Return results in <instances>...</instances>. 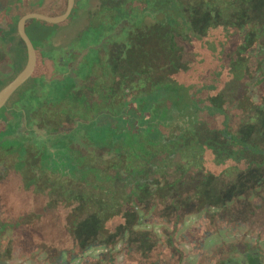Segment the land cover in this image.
<instances>
[{
    "label": "trees",
    "instance_id": "trees-1",
    "mask_svg": "<svg viewBox=\"0 0 264 264\" xmlns=\"http://www.w3.org/2000/svg\"><path fill=\"white\" fill-rule=\"evenodd\" d=\"M94 1L75 0L61 23L26 22L37 52L30 79L41 82L27 106L12 98L30 79L24 83L0 118V264L15 256L38 264L43 254L48 264H123L122 252L125 261L184 264L180 225L198 213L207 228L188 238L198 248L217 238L208 262L264 264V0ZM66 6L67 0H0V90L26 65L19 19L28 12L59 15ZM77 20L68 44L56 45L57 33ZM252 87L260 100L248 94ZM153 90L155 118L131 112L133 128L124 129L132 136L148 130L145 139L137 133L134 144L109 134L101 144L89 137L86 152L73 147L81 156L77 173L31 163V155L37 165L56 151L67 155L57 142L44 144L41 154L19 135L38 128L34 111L48 116L49 98L91 104L114 95L120 105L141 106ZM173 127L177 133L168 135ZM90 148L97 156L106 150L107 165L91 159ZM183 150L193 151V160L200 150L207 166L184 161ZM39 172L100 193L43 184Z\"/></svg>",
    "mask_w": 264,
    "mask_h": 264
},
{
    "label": "rangeland",
    "instance_id": "rangeland-1",
    "mask_svg": "<svg viewBox=\"0 0 264 264\" xmlns=\"http://www.w3.org/2000/svg\"><path fill=\"white\" fill-rule=\"evenodd\" d=\"M94 6L98 4V0H95L93 2ZM79 20L73 22L69 27L62 28L54 38V42L56 45H66L70 41L71 37L79 27L78 25ZM159 59L163 57H158ZM164 61H161V64L163 65ZM160 64V65H161ZM50 65H48L49 67ZM52 67V66H51ZM35 76V75H34ZM39 77L35 76L26 84H24L12 97L14 101H25V105L29 104V98L30 96L35 93V91L39 88ZM41 82V81H40ZM149 82L147 83V88L149 87ZM84 89V88H83ZM149 89V88H148ZM34 91V92H33ZM248 94L253 95V101H258L259 95L257 93V88L252 87L249 88ZM41 95L44 93L40 90L39 92ZM107 93V92H106ZM69 98V99H68ZM67 99L63 101V104L56 105L53 104L54 99L49 98V105L48 107V120L46 122L45 114L46 110H43L39 112L36 116L34 115V122L35 125L40 128V130L36 127H33L35 131H30L31 134L28 135L27 133L19 134L24 137H28L32 139L35 143L34 147H38L40 149V153L42 154L44 147V144L57 142L60 146H63V151L65 152L66 148V154H61L56 151V156H49L46 161L45 159L40 162L39 165L38 160L36 159L35 155H31V163H33L34 167H37V169L41 170H54L57 171L60 174L67 173V171L74 172L75 171V164L76 162H81V156L78 153L77 148L74 149V145L78 144L79 147L84 149L91 147L86 141L81 140L84 134L88 137H90V141H94V143H97V141L101 144H103L102 140L104 137H107L109 134H113L115 137L120 136H126L127 138H130L133 140L137 133H133V136L130 132L127 130H124L127 126L129 129H132V122L130 115H128L131 112L139 111L142 114V119H152L155 118V114L158 112V103H154L155 99L159 98L158 90L151 91L150 95H146V97L142 96L141 103H143L141 106L137 103L133 104H126V105H115L112 103V105H102L100 102H86L88 107L83 108L82 106H75V101H73L72 96H68ZM11 99V103L13 101ZM97 100V99H96ZM139 102V101H138ZM162 105V103L160 104ZM27 106V105H26ZM144 108V109H143ZM163 109V108H161ZM161 113L163 111H160ZM6 107L0 111V118L6 115ZM107 113H113V116H109ZM148 115V116H147ZM46 122V123H45ZM175 125L177 123H174ZM70 126L66 129V127ZM157 127L159 125H156ZM42 128V129H41ZM155 128V126H154ZM37 129V130H36ZM157 129V128H156ZM169 130L175 131L176 127L170 128L166 130V133L169 134ZM39 131V132H38ZM143 135L140 133V137L143 139L146 138L147 135H149L148 130H145L142 132ZM23 137V138H24ZM80 137V138H79ZM92 138V139H91ZM126 138V139H127ZM80 139V140H79ZM100 139V140H99ZM115 141L117 139L112 138ZM123 139V138H122ZM19 140H21V137H19ZM89 141V140H88ZM85 143V144H84ZM83 144V145H82ZM135 144V143H134ZM82 145V146H81ZM76 147V146H75ZM56 148V147H55ZM140 149V147H139ZM34 151V149H33ZM100 151V150H99ZM141 151V149H140ZM193 151H186L183 150L180 154L184 161H194V166L201 165L205 168L207 166V162H201V158L206 160V157L200 156V150H197V157L193 160L192 153ZM88 155L91 157V159H95L96 161L101 162L104 165H107L108 163V155L106 150H101L100 154L97 156V151L94 148H90V151L88 152ZM208 158V157H207ZM200 159V160H199ZM77 162V163H78ZM164 172V171H163ZM162 172V173H163ZM36 170H32L29 172L30 177L36 178ZM75 173H77L75 171ZM83 174V173H82ZM39 176L41 177V181L43 184H53V185H63L65 188L70 189L72 192L76 191H84V193H95L98 195L99 191H91L89 192L88 189H86L82 184H74L73 181L69 179V177H62L59 174L55 173H49V172H39ZM162 177V176H161ZM226 180H232V176L225 177ZM60 190V188H59ZM149 220V219H148ZM161 222L162 220H158ZM208 224L206 217L203 213H198L195 215L188 216L184 222L180 225L179 233L180 235L186 236L185 239L181 240L180 247L183 248L185 252V261L184 264H212L208 262L206 256L210 254V249L216 242V239L213 240H207L204 241L206 243V246L203 244L202 247L198 248L195 243L188 238L189 233L196 232V231H204L206 225ZM157 226V227H156ZM154 226L157 234L161 232V226L158 224ZM207 228V227H206ZM211 230V229H209ZM257 232H254L251 237L255 238ZM160 235V234H159ZM180 238V236H179ZM263 246H264V236L261 240ZM91 253V252H90ZM203 256H205V260H200ZM45 255L43 254L41 256V260L38 261V264H48L45 260ZM125 253L122 252L118 256V262H121L123 264H143L139 262H133V261H125ZM10 264H32L30 261L24 260L22 258H19L18 256H15V259L10 262ZM145 264V263H144Z\"/></svg>",
    "mask_w": 264,
    "mask_h": 264
},
{
    "label": "water",
    "instance_id": "water-1",
    "mask_svg": "<svg viewBox=\"0 0 264 264\" xmlns=\"http://www.w3.org/2000/svg\"><path fill=\"white\" fill-rule=\"evenodd\" d=\"M75 5V0H67L66 10L59 15H47L40 12H28L18 21L17 28L20 36L26 43L27 61L25 67L16 75V77L0 90V110L5 107L11 96L34 74L37 66L36 48L26 31V22L29 19H40L50 23H61L69 18Z\"/></svg>",
    "mask_w": 264,
    "mask_h": 264
},
{
    "label": "crops",
    "instance_id": "crops-1",
    "mask_svg": "<svg viewBox=\"0 0 264 264\" xmlns=\"http://www.w3.org/2000/svg\"><path fill=\"white\" fill-rule=\"evenodd\" d=\"M91 94H89L88 93V97L90 96ZM100 95V94H99ZM106 96V95H105ZM91 97V96H90ZM94 102H100V103H102V105H112V103H114L115 105H120V103H119V101L118 100H116V98H115V96L114 95H112V96H110V97H108L107 98V100H95ZM92 103V102H91ZM128 103V101H126V102H123V103H121V104H127ZM48 105H45V107L48 109V107H47ZM75 106H82L84 109L85 108H87L88 107V105H87V103L86 102H84V103H80L79 101H78V103L77 104H75ZM39 111H42V110H39ZM33 114H36V116H37V114H38V111H34V113ZM45 119H46V122H47V120H48V116H47V114L45 115ZM45 122V123H46ZM70 126H68V127H66V128H69ZM173 133H177V132H175V131H172ZM80 138V137H79ZM80 140V139H79ZM81 140H84V141H86L89 145H90V142L88 141L89 140V137L88 136H86L85 134L82 136V139ZM85 144V143H84ZM83 145V144H82ZM81 145V146H82ZM91 146V145H90Z\"/></svg>",
    "mask_w": 264,
    "mask_h": 264
},
{
    "label": "flooded vegetation",
    "instance_id": "flooded-vegetation-1",
    "mask_svg": "<svg viewBox=\"0 0 264 264\" xmlns=\"http://www.w3.org/2000/svg\"><path fill=\"white\" fill-rule=\"evenodd\" d=\"M255 237H257V236H255ZM243 262H245V261H243Z\"/></svg>",
    "mask_w": 264,
    "mask_h": 264
}]
</instances>
